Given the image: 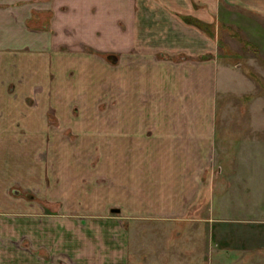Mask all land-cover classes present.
<instances>
[{
  "label": "rangeland",
  "instance_id": "1",
  "mask_svg": "<svg viewBox=\"0 0 264 264\" xmlns=\"http://www.w3.org/2000/svg\"><path fill=\"white\" fill-rule=\"evenodd\" d=\"M263 6V0H217L211 22L190 19L204 33L205 51L192 54L197 42L191 35L196 43L189 55L157 56L172 60L174 89L163 90L158 82L156 99L148 101L154 94L147 96L141 84L135 111L121 108L130 89L119 71L132 64L133 55L119 64L114 53L113 62L106 54L81 55L77 49L66 55V48H55L62 61L57 70L38 77L32 68L29 90L24 87L20 95L14 89L16 109L0 110V121L13 124L0 127V199L13 200L7 203L12 209L0 201V213L26 216L36 225L29 230L26 223L34 234L28 240L23 231L14 247H37L39 218L47 246L45 257L35 259L72 264L76 247L85 256L92 252L82 242L100 244L91 231L105 235L116 229L121 212L109 209L119 210V203L130 202L132 212L153 203L144 213L159 214L160 174L176 173L181 163L170 156V142L161 141L167 126L150 122L178 120L189 124L183 145L191 147L189 153L174 149L184 154L182 178L190 180L181 190L196 186V198L179 220H127V264H264V16L253 10ZM212 219L240 221L236 228H213Z\"/></svg>",
  "mask_w": 264,
  "mask_h": 264
},
{
  "label": "crops",
  "instance_id": "2",
  "mask_svg": "<svg viewBox=\"0 0 264 264\" xmlns=\"http://www.w3.org/2000/svg\"><path fill=\"white\" fill-rule=\"evenodd\" d=\"M246 7L248 8V5ZM253 8L256 14L264 16V11L257 7ZM216 12L217 0H0V110L8 112L16 109L12 98L14 89L17 88L15 93L20 95L24 94V87L29 90L27 85H29L32 68L36 69L38 77H40V72L45 74V70L49 69L48 73L57 70L56 65L61 60L55 58V48H66L64 51L66 55H72L73 50L77 49V53L81 55H112L110 53H114L119 58V64L122 62V58L126 59L127 55H133L132 64L125 63L123 68L119 67L120 81H123L125 87L131 90H127L128 93L125 94V102L121 108L125 111L138 110L141 84L142 89L147 90V96L154 94L151 99L148 98V101L156 99L155 88H157L158 82L164 87L163 90L171 92L174 89L177 77L173 75V66L170 64L172 60H159L157 56L189 55V47L196 42L197 50L192 54L204 52L206 45L204 33L197 32L199 29L193 26L190 19L203 23H206L208 19L211 22L212 15H215ZM191 35L193 36L192 40L196 41L194 44L191 42ZM110 47H114L116 50H109ZM148 60L160 62L155 63H158L157 66L154 63L148 65ZM145 61L148 62L144 64ZM204 61V59L197 60L198 63ZM66 68L74 74L73 69L68 66ZM182 69L185 68L182 67ZM45 78L46 76L43 75L42 79L45 80ZM21 80L26 81L25 86ZM167 86L169 87L167 88ZM19 89L21 90L19 91ZM164 93L167 92L164 91ZM164 93L162 92V94ZM163 100L165 103L168 102L167 99ZM20 102L22 103V100L15 101L17 105L23 106V103L20 104ZM146 106L162 111L160 107L156 106V103ZM158 119L162 120L163 118L157 117ZM150 123L160 128L167 126L165 127L166 134H163L161 141L166 139L165 141L170 142L171 148L168 149L170 156L176 161L180 159L181 163V169L176 170V173L168 170L166 174H160L159 189L156 188V191H160L158 193L161 194L159 197L162 199L161 204L156 206L160 213H144L152 210L150 208L153 203L149 207L146 206L143 211L136 209L134 212H132L130 202L128 204L119 203L121 206L118 211L121 214L117 221L118 224L115 225L116 229L105 235L99 230L91 231L90 238L92 239L96 235L100 244L88 241L87 243L86 240L81 241V244H91L92 252L88 254L89 256L87 254L85 256L80 254L79 247H76L77 253L72 264H127L128 248L131 245L127 220L174 221L175 218L179 220L187 217L185 209L196 198L197 188L188 183V187L181 190V185L185 186L190 180L182 178V174L187 172L182 170L185 166L181 156L184 154L175 155L174 149L183 153L182 149L185 147L188 153L191 152L190 143L186 146L183 145L186 139L185 134H187L186 131L184 132V127L189 124L184 126L178 120L169 122V124L165 122L164 125L157 124L158 122ZM12 125V123L11 125L7 124L6 121H0L1 128ZM204 125L202 127H205ZM202 131L203 138L206 139L205 134L208 130L203 129ZM9 135L5 137H10ZM200 140L202 141V139H199L198 145L201 143ZM180 171L183 172L180 173ZM168 177L179 178L172 181ZM195 182L194 180L193 183ZM170 200H174L172 205ZM0 201H5L2 202L3 206L12 209V204L7 203H12L13 200L8 201L2 198ZM140 212L143 215H140ZM25 217L14 213L6 215L0 213V264H46V261L38 262L35 259L36 255L45 257L47 246L45 231L42 233L44 224H39V218L37 247L34 248L32 245L30 247L29 244L27 249L21 248L20 250L13 245L15 238L24 236L21 234L28 233V240L29 235L34 234L26 230L25 224L27 223L29 230L36 225H30L31 221ZM212 220L213 228L217 226L215 223H218L231 229L236 228L237 224L234 223L240 221L223 219L218 222V220ZM222 222L226 224H222ZM25 230L26 233L23 232ZM232 234L231 232L229 242ZM82 236H84L83 233ZM212 237H216H214V233L211 234ZM61 238L60 234L59 239ZM219 243H223V241L220 240ZM29 248L36 249L37 253H32ZM54 249L56 250L55 246ZM59 264L61 263L59 262Z\"/></svg>",
  "mask_w": 264,
  "mask_h": 264
},
{
  "label": "water",
  "instance_id": "3",
  "mask_svg": "<svg viewBox=\"0 0 264 264\" xmlns=\"http://www.w3.org/2000/svg\"><path fill=\"white\" fill-rule=\"evenodd\" d=\"M108 58H110L113 62L115 61V56L114 55H108ZM117 209H111L110 212H117Z\"/></svg>",
  "mask_w": 264,
  "mask_h": 264
}]
</instances>
